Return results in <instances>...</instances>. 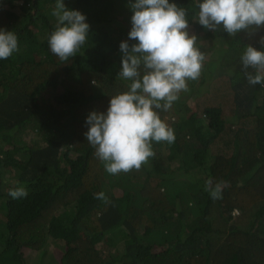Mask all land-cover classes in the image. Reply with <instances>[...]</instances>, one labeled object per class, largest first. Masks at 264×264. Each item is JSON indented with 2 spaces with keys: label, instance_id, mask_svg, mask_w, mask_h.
<instances>
[{
  "label": "trees",
  "instance_id": "16d2710c",
  "mask_svg": "<svg viewBox=\"0 0 264 264\" xmlns=\"http://www.w3.org/2000/svg\"><path fill=\"white\" fill-rule=\"evenodd\" d=\"M131 2L64 0L90 31L61 61L48 43L56 0H0V28L19 48L0 59V264H264V85L248 83L241 61L249 45L264 50V27L208 30L203 0H169L186 10L200 76L156 110L175 140L151 141L139 170L110 174L85 121L129 90L117 75L121 42L136 43ZM209 179L224 182L222 199ZM19 186L28 195L13 199ZM52 242L60 258H48Z\"/></svg>",
  "mask_w": 264,
  "mask_h": 264
},
{
  "label": "clouds",
  "instance_id": "9594fccd",
  "mask_svg": "<svg viewBox=\"0 0 264 264\" xmlns=\"http://www.w3.org/2000/svg\"><path fill=\"white\" fill-rule=\"evenodd\" d=\"M130 8L133 15L128 38L136 43L121 42V70L117 75L131 81L129 90L111 97L106 112L92 111L85 121L86 140L110 174L139 170L154 156L151 141L175 140L174 131L156 110L168 111L179 94L189 90L187 81L198 79L205 59L195 47L196 36L187 31L184 8L169 0H134ZM198 8V23L208 30L222 25L235 37L241 31L253 35L264 27V0H203ZM52 16L56 25L49 47L61 61H67L80 53L90 24L82 12L68 9L64 0H56ZM260 42L264 45V37ZM18 50L15 32L0 28V59ZM241 61L248 83L264 85V50L249 45ZM223 184L213 186L209 179L205 190L213 200L222 199ZM8 194L13 199L28 195L23 186L10 189ZM96 198L106 200L103 192Z\"/></svg>",
  "mask_w": 264,
  "mask_h": 264
},
{
  "label": "rangeland",
  "instance_id": "374dc122",
  "mask_svg": "<svg viewBox=\"0 0 264 264\" xmlns=\"http://www.w3.org/2000/svg\"><path fill=\"white\" fill-rule=\"evenodd\" d=\"M190 36L194 35L192 30H188ZM1 205V204H0ZM48 252L50 254V256H48V258L51 257V255H55L57 258H60V254H61V247L59 245L56 244V242H52L51 244L48 243ZM60 251H59V250ZM24 254H26L28 252V248H24ZM28 262H30V260L28 259ZM46 264V263H45ZM52 264V263H51Z\"/></svg>",
  "mask_w": 264,
  "mask_h": 264
}]
</instances>
